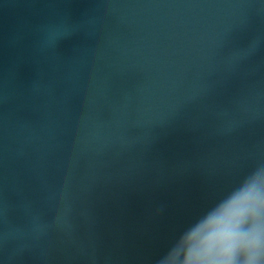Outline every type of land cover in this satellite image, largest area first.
<instances>
[{
  "label": "water",
  "instance_id": "obj_1",
  "mask_svg": "<svg viewBox=\"0 0 264 264\" xmlns=\"http://www.w3.org/2000/svg\"><path fill=\"white\" fill-rule=\"evenodd\" d=\"M264 160V0H0V264H154Z\"/></svg>",
  "mask_w": 264,
  "mask_h": 264
},
{
  "label": "clouds",
  "instance_id": "obj_2",
  "mask_svg": "<svg viewBox=\"0 0 264 264\" xmlns=\"http://www.w3.org/2000/svg\"><path fill=\"white\" fill-rule=\"evenodd\" d=\"M154 264H264V160L193 218Z\"/></svg>",
  "mask_w": 264,
  "mask_h": 264
}]
</instances>
